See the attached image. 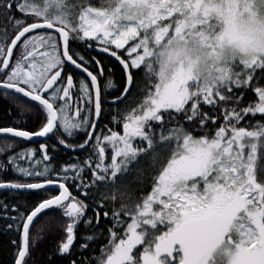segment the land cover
<instances>
[{
	"label": "snow or ice",
	"instance_id": "1",
	"mask_svg": "<svg viewBox=\"0 0 264 264\" xmlns=\"http://www.w3.org/2000/svg\"><path fill=\"white\" fill-rule=\"evenodd\" d=\"M0 100L12 264H264V0H0Z\"/></svg>",
	"mask_w": 264,
	"mask_h": 264
},
{
	"label": "trees",
	"instance_id": "2",
	"mask_svg": "<svg viewBox=\"0 0 264 264\" xmlns=\"http://www.w3.org/2000/svg\"><path fill=\"white\" fill-rule=\"evenodd\" d=\"M95 52V51H94ZM119 79V72L117 71L116 76L114 77V82ZM111 91V90H109ZM4 101L0 100V110H2L4 106ZM55 142V141H52ZM28 146L25 144H20L18 147H26ZM60 151L58 152V159L56 161L57 164L61 162H67L68 157L72 155V151H67L63 148V146H59ZM0 160H5V157L3 155H0ZM6 162V161H5ZM136 173L133 172L131 175L126 176V180L132 179L133 176H135ZM8 195L7 193H4L0 191V198L3 196ZM106 195L111 196V193H106ZM101 211V219H104L103 217V210L98 209ZM4 221L3 219H0V264H12L11 262V251L9 249V235L3 232L4 229ZM33 231H37V229H33ZM83 231V229H81ZM54 233H51L50 231H46L44 235H42L36 242L33 250H32V262L33 264H47V257L48 253L52 251V246L54 244ZM106 243V240L104 241ZM91 255L98 254V251L95 253H90ZM94 264V261H93Z\"/></svg>",
	"mask_w": 264,
	"mask_h": 264
},
{
	"label": "water",
	"instance_id": "3",
	"mask_svg": "<svg viewBox=\"0 0 264 264\" xmlns=\"http://www.w3.org/2000/svg\"><path fill=\"white\" fill-rule=\"evenodd\" d=\"M93 51H96V50H93ZM66 150V149H65ZM67 151H71V150H67Z\"/></svg>",
	"mask_w": 264,
	"mask_h": 264
}]
</instances>
